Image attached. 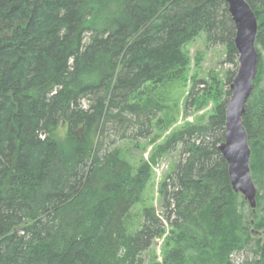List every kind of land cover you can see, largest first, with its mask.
Instances as JSON below:
<instances>
[{
    "label": "trees",
    "instance_id": "obj_1",
    "mask_svg": "<svg viewBox=\"0 0 264 264\" xmlns=\"http://www.w3.org/2000/svg\"><path fill=\"white\" fill-rule=\"evenodd\" d=\"M246 1L259 21L243 118L258 192L247 215L219 150L232 92L222 101L188 78L187 48L202 35L238 65L224 0H0V264H231L252 238L258 259L246 264H264L253 235L264 233V0ZM189 81L186 111L206 100L214 109L170 131L180 110L159 90ZM109 123L125 125L121 139L139 125L148 158L107 144ZM175 153L159 184L162 215L152 205L135 213L153 166ZM163 238L159 262L149 251Z\"/></svg>",
    "mask_w": 264,
    "mask_h": 264
},
{
    "label": "rangeland",
    "instance_id": "obj_2",
    "mask_svg": "<svg viewBox=\"0 0 264 264\" xmlns=\"http://www.w3.org/2000/svg\"><path fill=\"white\" fill-rule=\"evenodd\" d=\"M203 36L204 35L198 38L187 48L192 58L188 78L194 75L195 77H197L198 81H206L207 87H210L212 85V87H214L218 93L222 92L221 100L225 101L229 90L231 91V83L229 84V81L231 80V78H235L234 76H236L238 72L239 64L235 65L227 62L228 58L225 46L208 44ZM196 60L198 61L199 66L196 65ZM262 86L264 87V80ZM196 88L199 92V86L195 87L194 90ZM191 89L192 82L189 81L187 82V84L180 82V84H176L170 88L164 87L159 90V93H162L164 95L166 93H170L169 95L174 101L177 102L178 109L180 110V113L178 114L177 124L174 125L172 129H170V131L180 128L187 122H196L197 119L203 117V115L210 114L214 109V102L212 100H206L198 106L190 108L189 111H186V109L184 108V104L187 96L190 94ZM230 97L231 96H229L228 101L230 100ZM81 102L84 109H88L91 103L90 98H83ZM159 116L160 114L158 115V117ZM124 127L125 125L119 123H109L107 131L105 133V137L107 138L106 143H111L114 147H123L127 149L132 153L133 161H136L138 157L147 159L153 147L150 146L151 138H133L138 129H140V126L135 124L134 128L126 133L127 137L121 139L124 135L123 131H127ZM67 131L68 126L66 123H63V125L60 126L56 132L57 138L65 139L67 136ZM170 131L168 133H165L164 135L167 136ZM156 133L157 130L155 129L153 135H156ZM131 137L132 139L136 140V143L126 140L130 139ZM137 144L139 146H136ZM179 158H181L179 154H171L164 157L153 166L154 175L152 182L146 190L143 202L134 210L135 213L138 214L144 206L152 205L158 210V213L162 215L160 207V197L158 192L159 184L163 180L165 175H167L174 169ZM133 163L136 164V162ZM262 195H264V192H262ZM249 209L251 208L249 207V205H247V207H245L244 209L245 215L249 213ZM164 241L165 238L157 240L154 243L152 249L149 251L150 256L155 257L159 262H163L164 260ZM257 241V239L252 238V242L248 247L240 252H235L231 256V264H246L247 262H252L253 260L258 259L255 253L257 248ZM259 242L261 244L264 242L263 236L261 239H259Z\"/></svg>",
    "mask_w": 264,
    "mask_h": 264
},
{
    "label": "water",
    "instance_id": "obj_3",
    "mask_svg": "<svg viewBox=\"0 0 264 264\" xmlns=\"http://www.w3.org/2000/svg\"><path fill=\"white\" fill-rule=\"evenodd\" d=\"M235 24V46L239 55L238 72L230 86L232 95L226 105V131L219 150L225 159L233 191L241 194L253 212L257 209V188L250 168L251 147L243 118L258 74L259 53L256 46L259 21L246 0H224ZM82 129L78 131L81 137ZM264 233L253 231L255 237Z\"/></svg>",
    "mask_w": 264,
    "mask_h": 264
}]
</instances>
